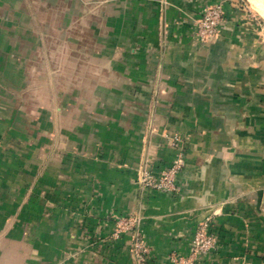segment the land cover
Returning <instances> with one entry per match:
<instances>
[{"label": "crops", "instance_id": "1", "mask_svg": "<svg viewBox=\"0 0 264 264\" xmlns=\"http://www.w3.org/2000/svg\"><path fill=\"white\" fill-rule=\"evenodd\" d=\"M220 1L110 0L95 31L111 47V88L87 96L83 141L45 162L21 140L23 102L6 100L39 78V34L17 30L36 2L25 17V0H0V264H136L132 233L114 235L125 216L140 218L146 264L189 255L208 218L218 247L194 264H264V40L240 0H226L219 33L199 42L195 21ZM176 134L178 191L143 185V172L172 163Z\"/></svg>", "mask_w": 264, "mask_h": 264}, {"label": "rangeland", "instance_id": "2", "mask_svg": "<svg viewBox=\"0 0 264 264\" xmlns=\"http://www.w3.org/2000/svg\"><path fill=\"white\" fill-rule=\"evenodd\" d=\"M27 1L31 3V0ZM33 1L36 2L32 10L33 18L28 17L17 30L25 34L26 29H30L34 30L35 36L39 34L38 59L34 63L39 78L22 86L19 89L21 96L6 100L10 109L23 102L26 114L18 125L26 130L29 137L21 140L28 145L33 142L35 146L28 148L27 152L45 162L47 158L59 162L63 152H71L70 146L65 143L83 141V107L86 106L87 96H103L98 92L101 85L111 88V78L106 74L112 61L111 47L109 43L101 44V35L95 31L99 12L109 6L110 0ZM240 3L264 40V13L257 11L249 0H240ZM18 8L24 10L25 17L31 14V5L26 0ZM8 13L9 19L14 20L10 6ZM12 23L8 26L9 30L16 29L15 22ZM99 32L105 33L103 30ZM24 44L29 45L26 41ZM173 138L174 135L168 136L176 156L178 148ZM78 148L79 144L72 149L74 154H83V148Z\"/></svg>", "mask_w": 264, "mask_h": 264}, {"label": "built area", "instance_id": "3", "mask_svg": "<svg viewBox=\"0 0 264 264\" xmlns=\"http://www.w3.org/2000/svg\"><path fill=\"white\" fill-rule=\"evenodd\" d=\"M225 2L226 0H221L218 3L207 6L202 15L195 21V33L199 42H208L219 33L225 19ZM173 141L175 147L178 148V153L170 166L162 170L158 176L150 172H143L141 178L143 185L164 192L178 191L177 177L184 167V141L178 134L174 135ZM209 221L210 218L199 224L189 255L173 254L172 258L175 264H194L200 254L217 249V238L209 231ZM124 232L132 233V253L136 264H146L150 248L140 230V218L136 216L120 217L116 222L114 235L119 237Z\"/></svg>", "mask_w": 264, "mask_h": 264}, {"label": "bare ground", "instance_id": "4", "mask_svg": "<svg viewBox=\"0 0 264 264\" xmlns=\"http://www.w3.org/2000/svg\"><path fill=\"white\" fill-rule=\"evenodd\" d=\"M252 3L254 4V0H251ZM255 8L260 11L261 13H264V7L258 6L256 3L254 4Z\"/></svg>", "mask_w": 264, "mask_h": 264}]
</instances>
